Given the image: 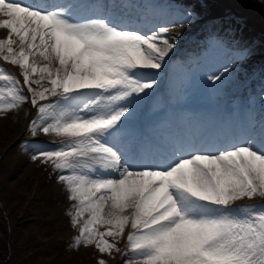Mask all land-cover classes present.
I'll use <instances>...</instances> for the list:
<instances>
[{"label": "snow or ice", "instance_id": "obj_1", "mask_svg": "<svg viewBox=\"0 0 264 264\" xmlns=\"http://www.w3.org/2000/svg\"><path fill=\"white\" fill-rule=\"evenodd\" d=\"M0 29L7 30L0 59L17 65L23 77L0 75L9 83L0 88V111L30 101L38 111L33 136L67 138L32 159L62 172L58 179L76 201L73 224L88 213L78 245L121 253L123 264H264V206L258 212L236 206L264 198V130L259 140L176 151L165 166L139 168L110 139L131 111L130 98L157 84L144 73L161 69L173 48L163 35L169 28L148 34L106 18L78 21L59 6L0 0ZM109 237L126 239L124 250Z\"/></svg>", "mask_w": 264, "mask_h": 264}, {"label": "rangeland", "instance_id": "obj_2", "mask_svg": "<svg viewBox=\"0 0 264 264\" xmlns=\"http://www.w3.org/2000/svg\"><path fill=\"white\" fill-rule=\"evenodd\" d=\"M168 1L178 2L177 11L171 12L170 15L186 20L188 17L185 14L186 12L190 13L189 7L204 12H213L217 7L216 10L219 12L217 16L222 19L206 24L207 28L224 29L225 31L224 25H228L232 31L236 32L238 25L231 17L240 19L245 24L244 28L239 27L236 38H228L231 40L230 42L223 40L226 34L221 40L217 36L205 38L204 41L207 44L204 43L205 45L202 44L197 48V51L201 53V60H205V62L200 63L201 60H199L200 62H196L197 64L184 68L188 71L182 81V87L175 92L172 102L169 103L171 106H175L177 102V106L185 107L187 101L193 102L194 100L202 103L200 106H208L212 103L211 98L225 95L224 93H228L229 88L236 82L244 80L251 70L263 65L264 0H204L199 9L196 6V0ZM120 8L123 6H115L110 13L117 12L116 10H121ZM151 17L150 23L154 24V16ZM129 18L130 16L125 14L121 16L120 21ZM144 22L148 23L146 19ZM179 23L181 25L170 23V27L174 30L169 28V31L163 34L173 44L169 54L175 51L177 43L183 40L186 30L193 27L195 21L192 26L187 21ZM182 25H187V28H181L184 27ZM160 27H167V25L162 23L157 25L158 29ZM228 34L227 36H229ZM258 36L262 45L255 41V37L258 38ZM239 38L242 39V43L235 44ZM200 39L198 38V40ZM251 46H253L251 50H247ZM255 46H257V50L253 49ZM168 59H170V55L165 57L161 69L146 70L144 76L154 77L157 85L162 83L163 76L171 72L170 68L166 67V64L171 67ZM256 63L257 65H255ZM8 66L11 68V64ZM1 67L4 72L0 75L11 74L23 81L19 67L15 70L7 69L5 66ZM261 72L264 74V68ZM213 76H219L220 79L218 81L210 79ZM211 83H214L213 89L209 88ZM251 85L255 87L252 83ZM42 86H48V82H42ZM201 86L204 87L203 95L193 97L195 92L199 94L197 88ZM7 87H9L8 81L0 80V88L7 89ZM33 87L40 88L41 86L34 84ZM152 90L153 88L148 89L145 93L130 98L132 102H135V104L129 105L131 111L126 114L130 119L142 121L145 118L144 115L146 117L150 115L149 108L140 107L139 97L142 100L145 99ZM184 90H186V94ZM23 92L29 96L24 89ZM49 99L55 100L54 97ZM45 102L47 101L40 103ZM263 108V89L258 92L256 98L249 99L247 96V100L242 106V109L255 112L258 115ZM223 109L230 111L232 106L227 105ZM164 111L166 110L160 107V112ZM37 115V107L32 106L30 101L20 104L16 109L0 111V264H100L101 260H104L105 264H123L121 253L113 251L109 255L99 252L94 243L79 245L76 243L75 237L79 235L80 227L88 216L87 212L80 219V223L73 224L72 218L75 215L76 201L70 199V193L66 192V184L58 179L62 172L55 169L51 162L32 159L38 150L46 147L55 148L67 138L53 133L44 134L41 131H37L33 136L30 123L34 118H37ZM249 127H252L250 122ZM259 201L264 202V198L259 199L257 196L252 200L237 201L236 206H250ZM261 206L264 205H256L255 211H260ZM241 215L247 214L241 213ZM98 227L100 231H104V226ZM108 239L124 250L126 239L119 241H112L110 237Z\"/></svg>", "mask_w": 264, "mask_h": 264}, {"label": "bare ground", "instance_id": "obj_3", "mask_svg": "<svg viewBox=\"0 0 264 264\" xmlns=\"http://www.w3.org/2000/svg\"><path fill=\"white\" fill-rule=\"evenodd\" d=\"M91 1H93V2H96V5H93V6H91V9H88V8H84L83 9V15H78V13H77V10L74 8V7H72L71 8V4H66L63 8H67L70 12H71V15H72V17H73V19H75V20H78V21H85V20H88V19H93L94 17H93V15H91V12L92 13H98V8H97V6H98V3H99V1L98 0H89V2H91ZM115 1H117V3L119 4H122V3H126L127 1L126 0H115ZM101 6H103V3H101L100 4ZM216 8L217 7H215L214 8V14L215 15H219V12L216 10ZM79 9H82L81 7L79 8ZM165 20H167L168 21V19L166 18ZM168 23H171V21H168ZM236 24H239V21L237 20L236 21ZM132 25L130 24V27H131ZM230 28V27H229ZM244 28V27H243ZM249 29H251L250 27H248ZM142 29L143 30H145V32H148V31H150L151 29L150 28H148L147 26H142ZM220 31H221V33H218L217 35H218V37L220 38L222 35H224V34H228V33H226L225 31H224V29H219ZM230 30H231V28H230ZM245 30V29H244ZM153 31V30H152ZM152 31H150V33L152 32ZM209 31V30H208ZM150 33H148V34H150ZM222 34V35H221ZM6 35H7V30L6 29H0V38H4V37H6ZM221 35V36H220ZM229 35H234L235 37H237V32H234V31H232L231 30V32H229ZM195 36H198L199 37V33H196L195 34ZM195 39V38H194ZM239 41H241L242 39H238ZM239 41H237V42H239ZM258 42V41H257ZM259 44L260 45H262V43H260L259 42ZM177 47V46H176ZM251 47H253V46H251ZM257 48V46H255L253 49L254 50H257L256 49ZM197 59H200V56H197L196 57ZM18 68V66H15V65H12L11 64V69L12 70H15V69H17ZM237 83V82H236ZM235 83V84H236ZM203 90H204V87L203 86H201L200 88H199V92L201 93V92H203ZM262 130H264V118H259L258 119V124H257V126L254 128V132L256 133V137H257V139L258 138H260V133H261V131ZM259 140V139H258ZM126 158L127 159H129V161L130 162H132V163H134V161H136L135 159H133V158H131V157H129V156H126ZM140 163H142L143 165H157V163H156V161H155V159H147V160H145V161H140ZM84 171H86V170H84ZM66 192L68 193V190H66ZM69 194V193H68ZM88 214V213H87Z\"/></svg>", "mask_w": 264, "mask_h": 264}]
</instances>
